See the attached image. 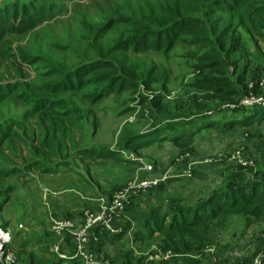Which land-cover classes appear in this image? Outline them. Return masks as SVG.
Returning a JSON list of instances; mask_svg holds the SVG:
<instances>
[{
	"label": "trees",
	"instance_id": "1",
	"mask_svg": "<svg viewBox=\"0 0 264 264\" xmlns=\"http://www.w3.org/2000/svg\"><path fill=\"white\" fill-rule=\"evenodd\" d=\"M103 5L100 20H81L84 37L90 46L112 27L122 22L128 24L105 52L95 46L98 50L94 59H83L59 78L37 84V94L20 80L0 82V102L7 94L18 90V97L27 105L0 121V157L4 149L8 154H15L21 163V166L0 163V203H6L15 190L13 184L5 182L6 178L19 169L26 173H59L71 169L75 158H117L120 149L137 150L167 140L184 147L191 145L195 136L207 128L224 133L264 122V103L235 104L210 110L205 109L207 103L203 102L198 114L183 120H166L150 130L140 129L132 133L134 135L120 138L119 146L82 145L81 141L92 137L84 132L88 124L87 112L58 93L77 91L88 83L108 80L89 93L92 100H97L112 92H121L131 84L130 79L135 78L133 85L140 79L149 86L166 87L167 78L154 74L155 65L144 68L143 64L138 69L128 64L109 66L111 60L107 57L118 51H154L167 57L176 43L187 42L191 53L185 69L196 73L190 84L209 91V98L231 100L243 93L262 92L264 88L260 84L264 76L261 46L264 0H164L158 13L148 21L145 16L121 14L117 0ZM60 10L57 0H0V59L6 56L20 64L31 63L33 57L14 52L7 36L28 31ZM252 56L258 58V63H252ZM161 98L162 95H157L152 105L161 108ZM95 123L93 117L91 124ZM91 124L93 135L95 128ZM186 126L190 128L186 130ZM77 132L84 138L78 139ZM243 168L242 164L237 165V170L227 175L229 182L210 188L195 202L177 196L166 206L160 202L151 203L138 233L147 238L158 233L160 248L171 251L174 260L191 252L194 238L199 240L198 247L217 244L218 250L226 253L223 264H251L254 257L264 251V239L256 238L251 231L253 227L264 229V192L260 188L264 184V168L261 176L251 180H244ZM192 174L200 176L201 171L194 169ZM177 179L175 175L167 177L168 182ZM162 185L159 182L150 189L154 192ZM229 228L231 234H226ZM96 231L99 233L100 229ZM229 235L230 240H224ZM154 257L135 255L129 250L120 264H163ZM183 257L199 264L193 256ZM42 261L32 252L27 258L28 264H41Z\"/></svg>",
	"mask_w": 264,
	"mask_h": 264
},
{
	"label": "rangeland",
	"instance_id": "2",
	"mask_svg": "<svg viewBox=\"0 0 264 264\" xmlns=\"http://www.w3.org/2000/svg\"><path fill=\"white\" fill-rule=\"evenodd\" d=\"M57 1L61 10L54 17L21 34L12 33L7 36L14 52H24L33 58L29 64H20L14 62L12 57H2L0 59V82L20 80L24 86H27L26 88L37 94V84L59 78L65 70L80 63L83 59H94L95 51L98 50L95 46L105 52L120 31L128 26L124 22L119 23L98 37V40L90 46L84 37L85 29L81 25V20H100L103 15L101 11L103 4L109 3V0ZM163 2L164 0H117L121 14H133L138 18L145 16L144 19L147 21L158 13ZM261 46L264 49V40H261ZM190 48L187 42H180L174 45L167 57L160 52L134 53L130 49L118 51L107 57V60H111H109L111 67L128 64L138 69L143 64L144 68L155 65L157 71L154 74L167 78L165 88L157 84L149 86L140 79L133 85L135 78L130 79L131 84H128L129 86L121 92H112L97 100H92L89 93L105 85L108 80L88 83L77 91L58 93V96L68 98L73 104L87 112L88 124L84 132L86 136L91 135L92 137L84 139L81 144H105L112 148L119 146L120 138H126L140 129L150 130V127H155L166 120H183L198 114L200 111L198 107L203 102L207 103L205 109L210 110L233 107L235 104L254 103L246 100L261 92L243 93L230 100L219 97L209 98V91L193 87L190 82H194L193 78L196 77V73L185 69L186 63L189 62ZM258 61L256 56H252V63L256 64ZM53 68L59 71L56 72ZM19 94L18 90L12 91L0 102V121L5 118L4 116L27 107L25 102L18 97ZM159 94L162 95L161 108L152 105ZM93 117L96 119L94 125L91 124ZM90 124L95 128L93 135L90 131ZM189 128L186 126V130ZM77 138L81 140L84 136L81 137L80 132H77ZM238 150H240L239 155L242 160H247L253 165L243 168L244 180L261 176L264 168V122L250 128L224 133L214 128H207L195 136L191 145L184 147L167 140L152 143L137 150L120 149L117 158H75L71 164L72 168L60 171L58 176L57 173L36 171L26 173L19 169L5 180L13 184L15 190L9 194L6 203H0V225L7 226L11 232L12 238L9 245L17 254V264H26L24 262L26 257H23L22 250L25 252V249L32 247L34 248L32 253L37 256L40 254L37 250L38 245H45L49 241L54 240L49 246L53 253L56 252L55 247L60 250V244L63 242H65L63 245L65 249L71 246L75 249V242L68 231L55 232L51 229L53 218L60 219L65 215L68 216L57 213L51 201L57 194L54 193V189L59 185L57 178L64 179L68 189L72 187L91 189L95 194L93 200L97 199L100 204L108 202L113 194L131 178L160 179V183L164 184L162 188L160 186L154 192L147 188L134 194L129 203H126L127 207L124 206L114 214L113 221L115 217L118 219L136 218L141 215V209L153 202H160L166 206L171 198H177V196L195 202L210 188L225 185L229 182L227 175L233 174L237 170V165L241 164L236 156H232V153ZM0 163L21 166L20 159L15 154H8L4 149ZM149 163L152 169L147 171L145 166ZM194 169L200 170L201 175H193L192 170ZM171 175H175L178 179L168 182L167 177ZM260 188L264 192V184ZM78 198L77 194L73 201H77ZM99 205L86 206L84 203L78 212H74V215L69 214L68 217L78 223L85 210H94ZM74 206L77 205L74 204ZM50 217H52L50 225L46 227L42 220L50 219ZM43 227L45 232L43 239L40 240ZM116 227L118 231L115 233L124 230L120 226ZM230 228L226 234H231ZM251 231H254L256 238L264 239V229L253 227ZM191 242L197 246L196 251L200 252L199 254L205 252L204 246L198 247V239L193 238ZM96 250L91 251L99 262L112 263L105 251L101 250L99 253ZM167 251L169 250H162L158 246L155 254H166ZM150 254L148 253L149 256H155ZM78 259L86 264L83 259ZM64 264H68V259L64 261Z\"/></svg>",
	"mask_w": 264,
	"mask_h": 264
},
{
	"label": "crops",
	"instance_id": "3",
	"mask_svg": "<svg viewBox=\"0 0 264 264\" xmlns=\"http://www.w3.org/2000/svg\"><path fill=\"white\" fill-rule=\"evenodd\" d=\"M58 174L59 173H57V176ZM57 182L59 183V185L54 189V193L57 194L51 199L54 210L57 213H63L64 215L67 214L68 216H70L74 215V212H78L81 209L80 207L84 203H86V206L89 204L98 206L100 204L97 199L96 201L93 200L95 198V194L91 189H84L82 187H79V189H76L75 187H72V189H68L67 184L64 183V179L62 178H57ZM77 194L79 198L74 202L73 200ZM74 204L77 206H74ZM148 208L149 206L141 209V215L136 218L124 217L118 219L117 217H115L113 223L115 226H120L122 230L124 228L122 232L110 233L106 229L101 228L99 232L100 242L96 251H98L99 253L101 250L105 251L106 255L114 264H120L122 260H124L126 252L129 250H131L135 255H148V253H152L156 256L154 257V259H156L157 261H162L163 264H193L185 260L186 257H183L187 256V254L188 256H193L194 258L198 259L199 264H223L226 253L224 251H219L217 244L206 246L204 250L205 252L203 254H199L200 252L196 251L197 246H195V244L193 243L194 245L191 249V252L187 253L186 255H182V257L177 260H174L172 255L165 256V254H155V252L157 251V247H160L161 244V241L159 240V234L153 233L151 237L147 238L145 236H141L140 233H138V230L141 229L143 218L148 213ZM124 215L126 216V214ZM51 218L52 217H50V219L44 218L42 220L43 225H46V227L50 225ZM44 232L45 228L43 227L42 237L40 238V240L43 239ZM230 238V235L225 236L224 240H230ZM51 242L49 241L47 244H42L41 246L38 245L37 250H39L40 254H38L37 256L43 260L41 264H64V261L67 259L68 264H84L78 258L74 257L75 249L73 248V246L65 249L63 247L65 242H63L60 244L61 251L58 250L57 247H55L56 252L53 253L52 249L49 247ZM32 249L34 248H27L25 249V252L24 250H22L24 255L23 257H26V260H24L26 264H28L27 258L29 254L34 251Z\"/></svg>",
	"mask_w": 264,
	"mask_h": 264
},
{
	"label": "built area",
	"instance_id": "4",
	"mask_svg": "<svg viewBox=\"0 0 264 264\" xmlns=\"http://www.w3.org/2000/svg\"><path fill=\"white\" fill-rule=\"evenodd\" d=\"M260 84L264 87V76L260 80ZM249 103H264V88L259 95L251 97L246 100ZM240 150L233 152L232 156H236L240 163L248 168L253 166L251 162L242 160L240 157ZM147 171L152 169L149 163L145 166ZM160 182L158 178L144 179V178H131L117 190L112 198L99 205L94 210H85L82 213L81 220L76 223L71 217L65 216L60 219H52L51 229L55 232L68 231L75 242L74 257L83 259L86 264H103L93 256L91 250H95L100 242L99 233L97 229L104 228L110 233H115L118 228L113 223L114 214L121 210L129 203L132 195L137 192L157 185ZM127 203V204H126ZM11 232L8 228L0 225V264H16V252L10 247ZM171 251H167L165 256H169ZM251 264H264V251L258 253Z\"/></svg>",
	"mask_w": 264,
	"mask_h": 264
}]
</instances>
